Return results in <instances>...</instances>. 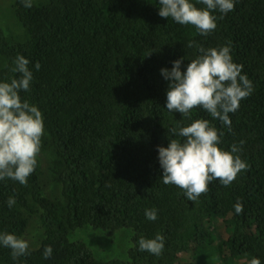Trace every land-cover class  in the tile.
Listing matches in <instances>:
<instances>
[{
    "label": "trees",
    "instance_id": "16d2710c",
    "mask_svg": "<svg viewBox=\"0 0 264 264\" xmlns=\"http://www.w3.org/2000/svg\"><path fill=\"white\" fill-rule=\"evenodd\" d=\"M12 7L26 39L12 43L0 27V82L19 78L12 72L17 55L29 60L33 79L20 96L42 113L44 134L27 185L0 181V233L23 238L35 217L30 221L43 238L16 260L0 246V264H195L184 258L199 251L217 264H248L253 257L264 264V0H236L226 15L214 12L217 27L207 36L160 17L159 0H48L31 8L14 0ZM189 41L205 49L230 45L233 62L252 82L251 94L229 113L230 131L200 108L189 119L165 107L170 82L161 69L184 58L185 71L200 55ZM200 118L223 132L219 147L241 149L248 168L230 186L213 181L189 201L162 182L157 149L168 146L178 121L187 126ZM41 179L57 187L56 201L43 194ZM9 197L16 200L11 208ZM153 208L157 219L150 221L145 212ZM83 226L131 230L127 261L99 262L84 244L71 242ZM156 234L164 237L163 253L140 251L139 238ZM48 245L52 256L44 259Z\"/></svg>",
    "mask_w": 264,
    "mask_h": 264
},
{
    "label": "clouds",
    "instance_id": "9594fccd",
    "mask_svg": "<svg viewBox=\"0 0 264 264\" xmlns=\"http://www.w3.org/2000/svg\"><path fill=\"white\" fill-rule=\"evenodd\" d=\"M205 7L198 8L190 0H159L158 15L171 18L179 25H191L201 36H207L216 27L219 11L222 16L234 10L236 0H197ZM25 8H31L33 0H23ZM221 16V18H222ZM187 47H197L200 53L188 62L181 71L182 60L173 62L171 70L161 69V75L170 83L166 92V109L178 112L191 119L193 109L200 108L214 120H219L231 130L229 113L239 109L240 102L253 91L251 80L242 75L243 66L233 62L231 47L205 49L189 41ZM150 55V54H149ZM148 56V55H147ZM29 60L17 55L12 72L19 78L0 82V181L11 179L26 186L29 176L37 166V156L44 134L43 116L36 106L22 100L20 93L28 92L33 73L28 67ZM41 65L35 64L38 71ZM168 146L158 147V161L162 169V182L174 185L184 191L189 201L197 200L209 190V184L218 180L223 186H230L238 174L247 170L248 165L238 153L235 144L230 150L219 147L223 132L208 119L192 120L187 126L178 121V126L169 129ZM244 142L241 141L242 145ZM14 197H9L7 206L13 207ZM236 214L243 212L238 201ZM150 221L157 219L155 208L146 210ZM139 250L160 256L164 250V237L156 234L153 239L141 236ZM0 246L10 249L13 260L29 255V242L15 234L0 233ZM52 256L51 245L45 246L43 258ZM248 264H261L258 258H251Z\"/></svg>",
    "mask_w": 264,
    "mask_h": 264
},
{
    "label": "rangeland",
    "instance_id": "374dc122",
    "mask_svg": "<svg viewBox=\"0 0 264 264\" xmlns=\"http://www.w3.org/2000/svg\"><path fill=\"white\" fill-rule=\"evenodd\" d=\"M33 1L36 4H45L48 0ZM13 2L14 0H0V27L8 41L12 43H22L26 39V33L14 15L12 7ZM41 170L43 177H47L46 159L42 161ZM41 185L43 194L49 199L56 201L58 189L55 184L54 188L48 180L43 181V179H41ZM33 219L36 218L32 217L27 220V226L34 225L33 227H35L37 225L35 221H30ZM33 227L28 228L23 236V239L29 242V248L32 250L38 248V240L43 238V232L37 230V227H35L34 230ZM131 237L132 232L129 229H120L113 234H109L102 230L92 229L89 226H83L73 232L69 238L71 242L84 244L86 248L92 252V257L99 262H108L111 260L125 262L127 261L128 252L132 248ZM184 260L188 263L194 261L196 262L195 264H198L199 260H201L202 264H217L218 261V259L210 260V257L202 251L196 252L195 256H187ZM204 260H207L206 262L210 260V262L204 263Z\"/></svg>",
    "mask_w": 264,
    "mask_h": 264
},
{
    "label": "bare ground",
    "instance_id": "6f19581e",
    "mask_svg": "<svg viewBox=\"0 0 264 264\" xmlns=\"http://www.w3.org/2000/svg\"><path fill=\"white\" fill-rule=\"evenodd\" d=\"M240 23V22H239Z\"/></svg>",
    "mask_w": 264,
    "mask_h": 264
}]
</instances>
